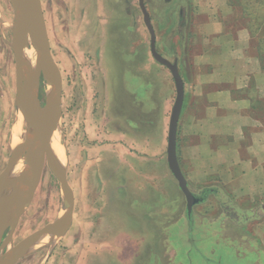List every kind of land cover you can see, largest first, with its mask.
I'll return each instance as SVG.
<instances>
[{
	"label": "rangeland",
	"instance_id": "374dc122",
	"mask_svg": "<svg viewBox=\"0 0 264 264\" xmlns=\"http://www.w3.org/2000/svg\"><path fill=\"white\" fill-rule=\"evenodd\" d=\"M41 1L51 53L63 79L56 135L63 152L62 167L75 195L74 221L70 228L58 231L59 237L36 242L12 264H208L205 259L232 264L231 258L220 259L216 248L201 259L198 251L191 249L199 247L191 224V230L171 225L187 214L186 197L167 165L169 120L177 94L171 73L173 84L169 87L164 74L169 70L152 56L151 36L139 0H76V5L73 0ZM173 2L145 0L157 49L172 62L180 50L171 46L179 19ZM17 13L14 0H0V154L6 153L0 177L14 153L13 128L20 126L24 144L29 140L27 125L19 114L12 50ZM184 52L181 49L186 70ZM46 72L39 84L43 107ZM136 78L141 83L151 80L154 87L153 122H149L147 133L144 118H139L141 106L136 104ZM167 100H171V109L164 125ZM114 130L121 131V137L118 134L119 138L113 139ZM114 145L123 148L122 154L117 148L112 152ZM193 191L201 196L207 190ZM206 199L207 205H218L209 193ZM67 207L66 193L47 165L30 208L15 231L11 234L8 230L0 240V256L60 219ZM227 214L239 221L245 219L233 210ZM169 227L171 255L178 252L175 263L161 259ZM83 238L93 239V244L87 245L85 239L83 246Z\"/></svg>",
	"mask_w": 264,
	"mask_h": 264
},
{
	"label": "crops",
	"instance_id": "0c3cea01",
	"mask_svg": "<svg viewBox=\"0 0 264 264\" xmlns=\"http://www.w3.org/2000/svg\"><path fill=\"white\" fill-rule=\"evenodd\" d=\"M172 1L179 19L171 46L180 49L174 61L185 87L177 138L179 164L190 189H206L218 205H207L205 198L194 207L192 222L186 214L171 225L190 230L192 226L201 250L191 249L201 259L216 248L220 259L231 258L232 264H264V0ZM181 49H185L186 70ZM170 73L164 74L172 87ZM140 80H135L136 104L141 106L139 118H144L147 133L153 122L154 87L151 80ZM170 109L167 100L164 125ZM118 134L121 137L122 132L114 130L113 139ZM116 148L122 154L120 145H114L112 152ZM231 210L245 219L229 216ZM172 227L162 243L166 252L161 259L175 263L178 252H170ZM86 240L93 244V239Z\"/></svg>",
	"mask_w": 264,
	"mask_h": 264
},
{
	"label": "water",
	"instance_id": "95a60500",
	"mask_svg": "<svg viewBox=\"0 0 264 264\" xmlns=\"http://www.w3.org/2000/svg\"><path fill=\"white\" fill-rule=\"evenodd\" d=\"M17 1L19 6L15 5ZM14 6L18 12L13 28L12 41V50L16 59L17 101L19 110L24 113L23 107H20L21 100H24L25 97L27 100L28 111L25 116V123L29 140L23 147L28 148L29 153L19 188L0 207V240L8 230H10L11 234L15 231L19 220L30 208L47 165L58 180L61 188L65 191L68 207L67 213L60 219L27 237L4 256H0V264H12L23 257L36 242L42 241L56 230L60 231L70 228L73 225L75 209V195L69 184L67 173L51 153L52 141L61 117L63 79L51 53L42 1L14 0ZM139 6L144 16L145 25L150 32L152 56L156 62L171 72L176 86L177 97L172 108L168 130L167 159L171 173L178 181L179 187L186 197L187 217L192 222L194 207L203 203L205 198L198 197L190 189L178 159L177 138L185 98L184 81L179 71L178 62H172L165 58L157 49L156 32L145 0H139ZM25 38H30L39 56L48 67L46 103L44 107L39 99V83L33 74L28 77L30 67L23 50V40ZM24 90H27L26 95L23 93ZM14 155L15 153L12 155L8 169L1 177L11 173Z\"/></svg>",
	"mask_w": 264,
	"mask_h": 264
},
{
	"label": "bare ground",
	"instance_id": "6f19581e",
	"mask_svg": "<svg viewBox=\"0 0 264 264\" xmlns=\"http://www.w3.org/2000/svg\"><path fill=\"white\" fill-rule=\"evenodd\" d=\"M16 3H17V6H19V2L17 1ZM31 43L32 42H31L30 38H25L23 40V50L25 53V58H26V61L30 67V69L28 71V73H29L28 77L30 76V74H33L34 78H36L37 82L40 84L42 73L44 71H47L46 72L47 74L45 75V79H44V81H46L49 71H48V67H47L45 61L39 56L38 52L36 51V49L33 48ZM26 92H27V90L23 91L24 95H26ZM20 107H23L24 113H22V111L20 110L19 114H21V116L25 122V118H26L25 116H26V113L28 111L26 97L24 100L23 99L21 100V106ZM18 119H17V121H18ZM21 125H22V123H21ZM21 137H22V131H21L20 126L17 125L16 127L13 128V131H12L11 142L14 145L13 150L15 153V155H14L15 157L12 160L11 173L4 176V177H0V207L19 188V184H20V182L24 176L25 164H26V160L28 158L29 149L23 147L24 142L21 141ZM51 153H52V156L59 163V165L62 166V153L63 152H62V148H61L59 139H58L56 134H55L54 139L52 141ZM22 173H23V176H22ZM58 231L59 230H56L55 232L50 234V236L48 238H44L43 241H45L46 239H49V238H53L55 236L59 237L60 233Z\"/></svg>",
	"mask_w": 264,
	"mask_h": 264
},
{
	"label": "flooded vegetation",
	"instance_id": "af4514ba",
	"mask_svg": "<svg viewBox=\"0 0 264 264\" xmlns=\"http://www.w3.org/2000/svg\"><path fill=\"white\" fill-rule=\"evenodd\" d=\"M5 155H6V153L5 154H3V153L0 154V158H1L0 164H2L4 162V160L6 159V157H4ZM208 193H210V192L206 191V192H203L201 196L200 195H197V196L200 197V198H206Z\"/></svg>",
	"mask_w": 264,
	"mask_h": 264
},
{
	"label": "trees",
	"instance_id": "16d2710c",
	"mask_svg": "<svg viewBox=\"0 0 264 264\" xmlns=\"http://www.w3.org/2000/svg\"><path fill=\"white\" fill-rule=\"evenodd\" d=\"M263 40H264V38H263ZM261 49H263V50H264V44H262V43H261ZM224 205H225V204H224ZM225 207H228V205H227V206L225 205ZM260 215H261L260 213H259V214H257V216H260Z\"/></svg>",
	"mask_w": 264,
	"mask_h": 264
}]
</instances>
